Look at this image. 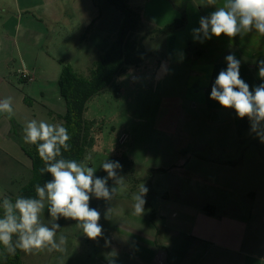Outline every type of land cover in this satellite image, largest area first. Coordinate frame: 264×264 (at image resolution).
I'll list each match as a JSON object with an SVG mask.
<instances>
[{"label":"crops","instance_id":"obj_1","mask_svg":"<svg viewBox=\"0 0 264 264\" xmlns=\"http://www.w3.org/2000/svg\"><path fill=\"white\" fill-rule=\"evenodd\" d=\"M94 1L99 5L103 0ZM183 1L145 0L138 9L144 23L159 28L179 19L181 9L177 6L185 5L186 26L167 37L165 60L172 54L170 61L177 62L176 51L185 53L184 61H189L195 71L191 82L199 89L191 92L193 106L203 105L209 111H216L205 113V117L212 115V120L206 121L210 124L207 133L214 140L222 138L220 147L190 140L188 146L195 151L226 155L243 142V154L236 162L200 154H188V157L185 146L178 149L168 165L154 168L151 177L148 174L132 180L126 175L127 188L135 194L146 185L147 203L144 212L135 215L133 206H120L118 200L126 202L125 195L113 198V205L106 207L113 208V227L103 224L104 233L112 236L113 247L100 248L97 264H108L111 259L115 264H264V156L261 154L264 145L249 135L247 119L236 118L233 110L222 109L209 98L216 76L227 67L224 57L230 53L241 60V77L250 86L264 82L258 77L257 67V62L264 59V36L253 31L234 39L222 35L203 44L194 42L191 30L199 27V18L222 6L225 0H216L214 6H209L208 0ZM96 5L93 0H0V100L11 97L14 113H35L34 104L40 103L41 113L55 114L41 103L62 98L60 76L49 70L54 68L51 66L54 59L43 53L53 30H46L47 35L37 31L33 25L38 20L33 16L35 12L45 15L48 24L59 19L68 25L86 22L81 26L85 32L86 27L91 28L103 15ZM100 32L109 46L113 31ZM84 39L88 41L87 37ZM189 47L194 51L188 60ZM95 63L96 60L92 68L83 69L92 71ZM21 72L29 79H23ZM15 118L14 114L9 118L0 113V199L7 194L17 196L32 176L30 159L19 145L7 140L9 126L18 122ZM227 125L233 137L231 146L224 142L230 133ZM69 222L77 227L76 222ZM80 237L88 240L83 232L77 236Z\"/></svg>","mask_w":264,"mask_h":264},{"label":"rangeland","instance_id":"obj_2","mask_svg":"<svg viewBox=\"0 0 264 264\" xmlns=\"http://www.w3.org/2000/svg\"><path fill=\"white\" fill-rule=\"evenodd\" d=\"M103 1L102 3L99 1V5H96V1L93 0L94 5L101 10L103 15L99 16L93 26L92 23H87L92 27H86L85 32L81 29V26L86 22L80 21L68 25L67 22L59 19L50 21V24H48L45 15L37 12L33 15L35 19L39 20L36 24L33 23L37 31L47 35L46 30H53L50 32L51 36L49 35L50 37L45 42L43 53L54 59L51 64L54 68H49L54 76H60L63 68L61 63H63L75 69L79 76L89 78L91 69L84 70L83 67L92 68V63L99 60L109 47L104 39L105 36L100 30L104 33L113 31V39L111 40L114 41L122 22V16L105 0ZM126 1L129 7L134 10L141 8L145 2V0ZM183 2L187 3L186 0ZM177 8L181 9V16L186 11L185 5L177 6ZM87 13L88 8L86 7L85 15ZM54 25L58 26L55 30ZM168 36L154 34L153 37L151 36L152 38L143 42L145 50L149 53L148 58L139 67L129 68L116 79L119 87L118 94H115L113 89H108L93 97L87 103L84 118L87 121H94L90 133L95 139V144L92 149H86L85 156L88 153L92 154L93 159L87 163L97 169L96 175L106 176L107 174L100 169L102 163L108 159L116 160L120 154L125 153L137 165L134 177L144 178L146 175L151 174L154 168L161 166L160 164L168 165L172 162L173 158L177 156L178 149L185 146H187V155L200 154L205 158L212 157L232 162L240 160L239 158L243 154L241 151V147L244 146L243 142L238 145L239 149L237 147L235 151L226 155L205 152L204 150L195 151L194 147L188 146L190 142H206L220 147L222 146V138L219 136V141H217L210 138L207 133V126L210 124L206 121H211L212 115L211 117H205V113L213 114L216 111H209L203 105L193 106L194 101L191 92H195L194 89L198 88L194 86V82H191L195 71L191 68L189 61L177 63L169 60L172 74L165 76L160 81L155 80L160 63L166 58ZM86 37L88 38L87 42L85 39L82 40ZM193 51L191 47L187 49L188 60L192 57ZM98 52L100 53L98 54ZM130 71L132 74L141 77V80L134 82ZM19 83L17 82L18 85ZM20 86L23 87V85ZM39 104H34L35 113H14L18 122L9 126L7 140L10 141L8 142L21 147L20 140H24V128L28 121L35 119L38 122L43 120L48 123H60L57 116L63 117L67 113L66 102L63 98L58 101L41 103L56 112L53 113V116L52 113H41L42 110ZM227 127L230 133L227 137H224V142H229L228 146H231L233 137L230 126L227 125ZM188 140H190L189 143ZM260 145L263 146L264 144L260 143ZM261 154L264 156V150ZM181 157L185 158L184 155H181ZM121 174L125 175L126 178L129 172L127 169H123ZM111 184L112 181H109V185ZM121 195H125L124 197L127 200L126 202L118 200L120 206H133V196L135 195L133 191L126 188L125 191L117 194V196ZM112 205L113 199L105 202L93 198L90 203L91 207L100 208L99 210L102 213L100 223L108 228L113 227V208H110L108 219L104 218L103 213L107 209L106 207ZM41 219L45 224L50 225L51 218L47 214V208L44 209ZM58 223L61 228L57 231V239L61 234L67 236L66 251L62 253L49 252L46 249L32 253L22 251L23 264H97L95 262L100 248L113 247L111 235L107 236L104 233L105 238L110 240V244L105 246L104 238L99 239L98 242L89 239L83 241L82 237L77 238L79 234H82V230L75 227L73 223H68V220L61 218Z\"/></svg>","mask_w":264,"mask_h":264},{"label":"clouds","instance_id":"obj_3","mask_svg":"<svg viewBox=\"0 0 264 264\" xmlns=\"http://www.w3.org/2000/svg\"><path fill=\"white\" fill-rule=\"evenodd\" d=\"M209 6L216 5V0H208ZM255 31L264 36V0H225L222 6L215 7L206 16L199 18V27L191 30L194 42L203 44L213 37L222 35L228 39L242 37ZM177 63H182L185 53L177 50ZM143 59V56H141ZM168 60L161 61L155 80L160 81L172 74ZM227 67L219 71L211 86L209 98L217 102L222 109L235 112L236 118L247 119L250 125L249 135H253L264 144V82L250 86L240 74L241 60L235 53L224 57ZM258 77L264 81V59L257 62ZM131 73V71H130ZM132 74V73H131ZM134 82L141 77L132 74ZM0 113L9 118L14 114L12 98L0 100ZM24 142L37 146L39 157L45 166L40 170L52 177L43 186H35L36 197L17 196L13 201L4 197L0 203V245L5 251L14 255L17 249L25 253L47 250L49 252L66 251L67 236L61 234L57 239V231L61 228L58 221L71 220L82 230L83 235L91 240L105 239V246L110 240L104 236V228L100 223L102 213L90 203L93 198L108 202L118 193L126 190L125 175H122L123 165L119 160L108 159L100 169L107 175H96L97 169L88 165L93 159L88 153L83 162L65 159L62 149L68 151L70 136L61 123H48L32 119L24 128ZM109 181L112 184L109 185ZM149 189L142 185L139 192L133 196V213L144 212ZM51 218V223L45 224L41 219L44 209ZM110 208L103 213L108 219ZM115 264V260H108Z\"/></svg>","mask_w":264,"mask_h":264},{"label":"trees","instance_id":"obj_4","mask_svg":"<svg viewBox=\"0 0 264 264\" xmlns=\"http://www.w3.org/2000/svg\"><path fill=\"white\" fill-rule=\"evenodd\" d=\"M105 1L121 14L122 22L114 41L110 43L103 56L96 61L90 77H81L70 66L61 63L63 68L58 86L60 95L66 102L67 113L63 117L57 116V119L67 128L70 136L68 141L70 148L68 151L62 149V156L65 159H74L78 163L84 159L86 149H92L95 144V139L90 133L94 121H87L84 118L87 103L108 89H113L114 93L118 94L119 87L116 79L129 68L139 67L148 58L149 53L143 45L146 39L152 38L154 34L163 36L174 34L182 30L187 22L185 13H182V16L171 24L149 30L148 28L151 27L143 22L140 9H132L126 0ZM20 143L24 153L31 161L32 176L29 182L20 189L17 196L35 198V186L37 184L43 186L45 181L52 177L50 174H42L40 171L45 164L39 157L37 146L27 144L24 140H20ZM116 160L121 162L123 168L129 172L130 178L134 180L137 166L135 162L129 159L125 153L120 154ZM153 172L154 170L149 177ZM17 196L11 197L7 194L5 197L14 201ZM3 198L0 199V203ZM2 214V209H0V216ZM21 254L22 250L20 249H17L14 255L9 254L0 245V264H23Z\"/></svg>","mask_w":264,"mask_h":264},{"label":"built area","instance_id":"obj_5","mask_svg":"<svg viewBox=\"0 0 264 264\" xmlns=\"http://www.w3.org/2000/svg\"><path fill=\"white\" fill-rule=\"evenodd\" d=\"M21 77L23 79H29V76L27 74H25L24 72H21Z\"/></svg>","mask_w":264,"mask_h":264}]
</instances>
